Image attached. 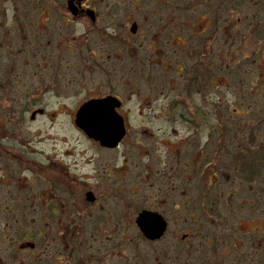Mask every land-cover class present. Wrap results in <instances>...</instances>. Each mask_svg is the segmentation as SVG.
<instances>
[{
	"label": "rangeland",
	"instance_id": "1",
	"mask_svg": "<svg viewBox=\"0 0 264 264\" xmlns=\"http://www.w3.org/2000/svg\"><path fill=\"white\" fill-rule=\"evenodd\" d=\"M140 1L136 6L144 2L149 4V0ZM188 1L181 0V4ZM257 7H253L250 0H191L179 11L171 10V29L180 26L183 14L187 24H196L193 16L210 13L214 24L197 35L201 45L192 41L189 29L184 35L186 39L181 40L179 32L172 34L173 44L166 51L169 55L173 53L174 73L168 72L167 65L147 64L149 55L144 47L130 52L139 64L116 60L114 65L126 66L132 77L131 81L126 80L132 83L128 91L118 81L124 73L118 70V75L110 74L113 67L102 55L99 63L93 65L81 57L86 55L87 42L94 41L82 35L79 25L65 26L62 33L58 32L62 36H70L73 32L72 41L66 43L73 49L63 50L65 55L59 53L61 87L59 93L48 94L49 115L37 121H30L27 116L24 125L15 128L16 142L7 144L6 152L18 151L19 158L0 154L1 264H14L19 253L15 251L17 241L31 236L39 247L25 252L35 257L43 252L37 215L60 220L59 215L54 216L52 208L40 207L38 196L50 181L53 191L61 195L60 201L70 199L68 187L71 185L78 192L89 191L91 201L95 194L98 195V205L102 207H124V219L118 223L123 236L119 235L125 240L123 254L133 258L135 253L143 252L145 264H156L152 255L157 251L162 264H170L165 256L173 255L179 257L177 264H186L185 259L189 264H207L209 258L196 261L199 255L192 258L185 248L199 247L201 252H206L214 246L223 249L218 253L220 264H264V7L256 10ZM152 19L150 15L149 24ZM157 26L155 22L154 27ZM204 26L193 25L194 31L201 33ZM260 28L263 29L258 32L263 31L262 34H254L253 31ZM187 42L185 51H181ZM203 46H207L205 55ZM184 64L183 71L177 73L179 66ZM189 68L191 75L204 69L201 91H189ZM142 75L147 76L146 82L139 86L142 92L148 91L149 84H154L167 93L172 85L169 97L159 100L170 103L171 108L163 110L169 118L161 117L160 113L154 115L160 119L153 118L139 107L141 100L137 97L136 80ZM91 89L95 90L93 93H117L125 100L123 111L128 115L130 134L118 147L107 150L90 141L79 132L70 115L74 114V106L79 104L81 97ZM0 96L8 100L14 97L2 82ZM60 98L63 101L59 102ZM174 118L173 123L171 119ZM177 139L186 140L185 145L192 143V146L175 156L169 149L173 147L170 143ZM200 147L205 149L204 159L210 160L209 168H216L221 177L219 186L211 188L209 195L201 190L205 186L202 178L206 169L187 168L191 161L189 155ZM247 162L254 163L253 167H241ZM36 165H52L59 172L53 167L37 171ZM163 199H166L165 206H162ZM171 201L180 208L174 209ZM143 208L161 212L168 219L177 215L183 217L180 212L185 213L190 224L184 228L193 231L194 238L184 241L181 236L187 229L182 228L183 224L170 221L172 228L169 226L166 236L148 244L135 224L137 213ZM195 212L200 213V220L204 219V227L198 228L194 223ZM109 227L113 228L112 222ZM198 230H203L202 234ZM93 232L96 242L89 237ZM85 233V242L109 248L112 255L117 252L112 240L108 242L96 224ZM213 233L218 235L213 239L204 238ZM72 245L68 239L61 248L54 243L47 251L59 246L60 250L69 252ZM103 251H97L96 255H103ZM67 252L62 259L74 258ZM203 255L208 257L206 253ZM40 260L32 258L31 261ZM123 260L113 257L109 263L122 264ZM216 260L210 261L217 264Z\"/></svg>",
	"mask_w": 264,
	"mask_h": 264
},
{
	"label": "flooded vegetation",
	"instance_id": "2",
	"mask_svg": "<svg viewBox=\"0 0 264 264\" xmlns=\"http://www.w3.org/2000/svg\"><path fill=\"white\" fill-rule=\"evenodd\" d=\"M190 1L191 0L181 4V0H149V4L144 2L136 6V3L141 2L140 0H0V82L5 84L7 92L10 91L12 92V96L14 95V97H10L9 100L0 96V154L10 158H19L20 153H18V151L6 152L8 149L6 145L15 144L16 142L17 135L14 132L15 128L19 125H24V122L28 120L27 116H29L30 121H37V118H43L49 115L47 111V105L49 104L48 93L50 91L55 93L60 89L61 85L58 79L59 53L65 55L66 51L63 50L67 48H69V50L73 49L66 44L67 41H72L71 37L73 32H71L70 36L68 34L65 36L60 34L65 26H71L73 28L76 23L79 25V28H82V35L87 40H93L94 43L91 44L87 42L89 46H87L86 55L81 57H84L87 63L89 62V64L93 65L99 63L102 55L104 61L106 58V60H108V65L113 67L110 74L113 73L114 75H118V70L119 73L120 71L124 73L122 77L119 76L118 81L121 85H125V90L128 91V85L131 82H126V80L131 81L132 77L130 73L126 71V66L122 64L119 66L114 65L116 60L123 63H131L133 61L139 64L136 58L131 57L130 52L137 48L141 49L144 47L149 55L147 64L151 66L155 64L162 67L167 65L168 72L174 73L176 63L174 64L173 53L169 55L166 51V48L173 44L172 34L179 32V38L182 40L183 37L185 38V32L187 33L186 29H189L193 36L192 41L201 45L197 35L203 34L208 30L211 23L212 25L214 24L210 13H197V15L193 16L192 20H195L196 24L206 25L204 26V31H201V33L194 31L193 25L195 26V23L191 24L189 22L190 24H187L185 14H183L182 18L179 20L181 23L180 26L171 29V10L174 12L179 11L183 5L188 6ZM250 2L253 4V7L258 6L256 10H260L261 7H264V0H250ZM208 8L209 7H207V9ZM209 12H211V10ZM150 15L154 17V19L151 20L152 24L148 22ZM155 22L158 24L157 27H154ZM262 29L263 28H260L253 32L254 34H258V31ZM58 32L60 33L58 34ZM87 32L89 33L88 35ZM259 34H261V32H259ZM208 38H210V35L207 36V40ZM176 44H179V42ZM187 44L188 42L185 46L183 45L181 51H185ZM205 47L202 49L203 55L206 53ZM76 52L77 51H74V53ZM97 52H99L98 57L96 56ZM110 60H113V62ZM184 67L185 64L180 65L177 73L179 70L180 72L183 71ZM130 68L131 66L128 70H130ZM190 70L189 68V91H201L204 87V69H201L199 72L195 71V75H191ZM146 79L147 76L142 75L141 78L136 80L137 97L139 96L138 99L141 100L139 107L143 110V113L146 111L151 113L153 118L160 119L157 115L154 116L156 113H160L161 117H168L167 113H165L166 111L163 110L166 108L170 109V103H166L165 100H159L163 96L169 97L168 92L172 89V85L169 87L167 93L158 90L154 84H149L148 91L142 92L139 86L144 84ZM136 89L133 90L136 91ZM94 91L92 89L87 91L81 97L79 104L74 106V114L70 113L73 121H75L77 109L81 103H86V101L92 98L106 96L118 98L122 102L119 112L125 117H128L123 111L125 100L122 96L117 93H93ZM201 94H203V92H201ZM6 96H9V94ZM171 120L173 123L176 121L175 118ZM79 132L83 131L79 129ZM83 134H85V132H83ZM129 134L130 130L126 137H128ZM91 140L100 146L99 142L93 139H90V141ZM136 141L138 142L139 140L136 139ZM185 143L186 140L177 139V141L170 143V145L173 146L172 149H168L172 154H175V156L181 155L184 150H188V148L192 146V143H189L188 146H186ZM204 153L205 149L200 147L199 150L190 154L189 157L191 161L187 164V168H193L195 171L199 168L206 169L202 178L203 182H205V186L202 187L201 190L207 191L209 195L213 189L219 186L221 177H219L220 173L216 168H209L210 160L206 161L204 159ZM36 166L38 167L37 171L45 167L55 168L52 165ZM242 166L243 163L241 167ZM56 170L58 171V169ZM37 175H39V173H37ZM67 182L69 183L70 181ZM68 188L70 190L68 194L70 199L61 201L58 200L60 194L53 191L51 181L50 184L45 186V189H42V194L38 196L41 200L40 207L46 205V207L52 208L54 216L59 215L60 220L55 221L54 218L50 219L49 216L38 214V234L43 243V246H41L43 252L38 257H35V254L32 256L31 252H25L27 250H32V248L39 247L37 241L33 240V236L29 239L26 238V240H18V247H16L15 251L19 253L18 259L14 264H108L113 257L117 259L124 258L122 264H145V255L142 254L143 252L135 253V255L132 256L133 258H131L130 255L123 254L126 249L123 247L125 240H122L123 238L121 235L123 236V234L119 232L118 223H121V220L124 219V207L115 206L113 209H109V207L106 206L102 207L100 203L98 205V195L95 194L94 200L91 201L90 196H88L89 191L83 189L82 192H78L75 189L73 190L71 185ZM102 194L104 195L105 193L102 192ZM165 200L166 199H163L162 206L166 205ZM170 203L173 205L174 209L180 208L175 202L171 201ZM94 209L95 211H93ZM142 210H144V208L140 211ZM140 211H138V213ZM180 213L184 216L177 215L170 219L167 217L168 224H170V221L176 223V225L183 224L182 228L187 229L181 236L184 241L192 237L194 238L193 231L184 228L186 224H190L188 223V216L185 213ZM198 214L200 213L198 212ZM198 214L195 212L192 218L195 220L194 223L197 224V227L202 228L204 227V219L200 220ZM207 216H209V214ZM210 219L215 220L213 216H210ZM111 222L112 229L109 227ZM95 224L103 230L102 236L106 238L108 242L112 240L113 246L117 249L115 255L110 253L111 249L109 248L106 249L103 247V251L101 247L95 246L94 242H85L87 238L85 230L89 227L91 228L92 225ZM168 231L169 227L166 233ZM202 231L203 230H198L201 234ZM95 233L93 232L89 237H92L91 239L96 242L94 237ZM166 233L164 234L165 236ZM175 234H177V232H175ZM210 235L211 236H204V238L207 239L209 237L213 239V237L218 234L213 233ZM143 237L148 244L156 242L150 239L148 240L144 235ZM68 239L73 243L70 251L60 250L61 246ZM32 241L35 244L30 247L28 242ZM233 242L235 243L236 239H233ZM54 243H58L60 248L57 246L50 249V252H48L49 246H52ZM185 249L189 250L188 253L192 255V258L196 257L194 255H199L196 257V261L200 260L202 262L203 257H206L207 259L209 258L207 264H212L210 260L214 259H217L215 262L220 264L218 253H221L223 250H220V247L214 246V248L206 252H201L199 247H187ZM11 251H13V249H11ZM97 251H103V255L97 256ZM66 252L70 257L72 256L74 258L62 259ZM204 253H206L208 257L204 256ZM24 255H27L25 259L23 258ZM159 255V251L153 252L152 257H154L156 264H162ZM48 256H50V259H48ZM165 257L170 264L179 263V261H177L179 257L176 258V255ZM32 258H39L41 260L32 262ZM183 262L189 264L190 261L185 259Z\"/></svg>",
	"mask_w": 264,
	"mask_h": 264
},
{
	"label": "water",
	"instance_id": "3",
	"mask_svg": "<svg viewBox=\"0 0 264 264\" xmlns=\"http://www.w3.org/2000/svg\"><path fill=\"white\" fill-rule=\"evenodd\" d=\"M116 99L94 100L80 107L79 128L102 145L116 146L126 133L124 119L114 109ZM145 236L160 239L167 228L165 218L154 211H142L137 220Z\"/></svg>",
	"mask_w": 264,
	"mask_h": 264
},
{
	"label": "trees",
	"instance_id": "4",
	"mask_svg": "<svg viewBox=\"0 0 264 264\" xmlns=\"http://www.w3.org/2000/svg\"><path fill=\"white\" fill-rule=\"evenodd\" d=\"M258 34H259V32H258ZM261 34H262V32H261ZM253 164L254 163H252V162L243 163V168H246V169L251 168V167H253Z\"/></svg>",
	"mask_w": 264,
	"mask_h": 264
}]
</instances>
